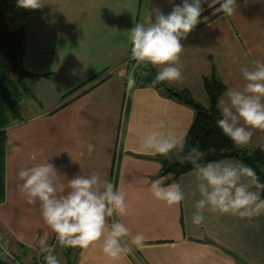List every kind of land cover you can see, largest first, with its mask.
Masks as SVG:
<instances>
[{
	"label": "crops",
	"instance_id": "0c3cea01",
	"mask_svg": "<svg viewBox=\"0 0 264 264\" xmlns=\"http://www.w3.org/2000/svg\"><path fill=\"white\" fill-rule=\"evenodd\" d=\"M42 2L43 8L26 10L23 53L25 70L41 76L30 82L33 102L27 98L22 111L20 102V117L6 128L0 231L13 255L24 264H45L39 246L43 239L61 247L62 253L65 249L60 264H113L99 245L88 249L60 246L43 222L39 204H27L18 191V171L48 160L67 179L99 173L126 193L129 214L114 216L109 222L120 220L131 236L143 233L145 241L141 248L132 245L118 264H264V214L242 219L206 210L204 223L194 226L191 216L199 196L191 195L196 184L193 170L176 179L161 176L156 154L140 146V138L161 123L185 139L194 110L152 87L129 89L127 31L136 22H148L150 13L154 19L157 8L170 13L182 0ZM237 4L232 16L214 8L217 0L202 4L201 22L182 41L183 82L165 81L189 90L203 106L209 103L204 77L215 74L226 91L242 88L241 68L264 61V0ZM231 56L238 62L232 63ZM253 131L244 148L264 141V132ZM88 143L94 145L90 155ZM157 179L164 186L181 184L185 200L173 207L156 200L150 185Z\"/></svg>",
	"mask_w": 264,
	"mask_h": 264
},
{
	"label": "clouds",
	"instance_id": "9594fccd",
	"mask_svg": "<svg viewBox=\"0 0 264 264\" xmlns=\"http://www.w3.org/2000/svg\"><path fill=\"white\" fill-rule=\"evenodd\" d=\"M247 2V0H245ZM206 0H182L171 12L164 14L159 8L150 13L148 22H136L126 37L130 45V59L137 66L150 64L159 71L153 83L183 82L181 55L183 40L201 22ZM220 10L227 16L237 12V0H217ZM22 9H41L42 0H16ZM232 63L238 58L231 56ZM245 81L242 88H229L218 100L220 117L216 124L223 134L237 146H245L252 140L254 131L264 132V61H254L253 66L241 68ZM135 81L129 78V89ZM154 125L140 138L143 150L168 156L173 151L184 153L185 139L177 137L172 128ZM79 143V137L76 138ZM89 155L94 145L87 144ZM203 153L192 148L180 157V162L193 166L196 180L192 196L195 211L191 223L200 226L205 221V211L221 215H233L252 219L264 214V183L255 170L242 162L218 160L201 163ZM75 161V160H74ZM21 183L18 191L29 205L39 204L43 222L55 234L57 243L63 247L88 249L99 245L101 251L113 264H118L132 245L141 248L145 241L143 233L131 236L130 229L120 220L129 214L126 193L116 188L113 182L102 179L99 173L88 176L76 175L67 179L53 163L44 161L32 167L22 168L17 173ZM152 196L168 207L178 206L185 200L181 184L164 186L161 180L151 182ZM130 239V243L126 238ZM40 252L45 264H60L55 254L56 246L41 239Z\"/></svg>",
	"mask_w": 264,
	"mask_h": 264
},
{
	"label": "trees",
	"instance_id": "16d2710c",
	"mask_svg": "<svg viewBox=\"0 0 264 264\" xmlns=\"http://www.w3.org/2000/svg\"><path fill=\"white\" fill-rule=\"evenodd\" d=\"M217 7L219 4L214 8ZM219 14L221 12L212 16L210 20ZM25 19L26 9L17 7L16 0H0V203L5 197L6 128L12 120L20 117L21 100L24 97H34L30 82L41 76L23 67ZM157 73L150 64L136 65L134 86L152 87L194 110L193 121L185 136L184 153L178 154L177 151H173L168 156L156 154L161 164L160 175H170L171 179H176L181 174L193 170L190 163H181L180 157L192 148H197L203 153L201 163L236 158L253 168L260 182L264 183V141L253 148L239 147L225 136L216 124L221 118L217 107L218 99L227 88L222 80L215 74L203 78L204 90L209 100L208 105L203 106L187 89H176L166 82L154 84ZM261 198L264 199V191H261ZM0 264L12 263L0 258Z\"/></svg>",
	"mask_w": 264,
	"mask_h": 264
},
{
	"label": "built area",
	"instance_id": "2783aa9c",
	"mask_svg": "<svg viewBox=\"0 0 264 264\" xmlns=\"http://www.w3.org/2000/svg\"><path fill=\"white\" fill-rule=\"evenodd\" d=\"M128 63L131 64L130 71H129L130 73L129 78H130L132 76V73L135 70L136 63L135 61L131 60L130 57L128 59ZM0 258L12 264H24L21 260L17 259L13 255L11 247H10V243L1 231H0Z\"/></svg>",
	"mask_w": 264,
	"mask_h": 264
},
{
	"label": "rangeland",
	"instance_id": "374dc122",
	"mask_svg": "<svg viewBox=\"0 0 264 264\" xmlns=\"http://www.w3.org/2000/svg\"><path fill=\"white\" fill-rule=\"evenodd\" d=\"M28 98V99H27ZM26 99H27V101H29V102H33L31 99H30V97H25L22 101H21V103H20V109H21V111H22V107H23V105L25 104V102H26ZM73 248V247H72ZM65 252V249L63 250V253ZM62 249H61V247H56V251H55V254L57 255V258L59 259V257L62 259Z\"/></svg>",
	"mask_w": 264,
	"mask_h": 264
}]
</instances>
